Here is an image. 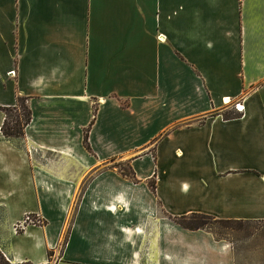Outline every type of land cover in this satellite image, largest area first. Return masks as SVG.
<instances>
[{
    "label": "crops",
    "instance_id": "obj_1",
    "mask_svg": "<svg viewBox=\"0 0 264 264\" xmlns=\"http://www.w3.org/2000/svg\"><path fill=\"white\" fill-rule=\"evenodd\" d=\"M0 206L12 264H235L168 214L264 220V0H0Z\"/></svg>",
    "mask_w": 264,
    "mask_h": 264
},
{
    "label": "rangeland",
    "instance_id": "obj_2",
    "mask_svg": "<svg viewBox=\"0 0 264 264\" xmlns=\"http://www.w3.org/2000/svg\"><path fill=\"white\" fill-rule=\"evenodd\" d=\"M7 117L6 126H13L17 120L23 123L25 120L26 110L23 103L20 102L16 107L4 109ZM12 139L22 145L21 138ZM122 160L115 161V163ZM33 220L40 224L42 220L38 217L31 216ZM206 229L212 231L218 240L223 241L233 252L235 264H264V223H251L227 227L225 224L218 223L214 220L208 222ZM67 232V230H66ZM66 235V233H65ZM64 238L60 246V251L64 247ZM8 243V235L6 234L5 211L0 206V244ZM54 254L52 255V259ZM0 261L5 264H12L5 254L0 250ZM27 264V263H26Z\"/></svg>",
    "mask_w": 264,
    "mask_h": 264
},
{
    "label": "trees",
    "instance_id": "obj_3",
    "mask_svg": "<svg viewBox=\"0 0 264 264\" xmlns=\"http://www.w3.org/2000/svg\"><path fill=\"white\" fill-rule=\"evenodd\" d=\"M22 102L23 106L26 110L25 114V120L22 123L21 120H17L13 126H6V123L2 127V132H3V137L6 139H11L13 137L15 138H21L24 136V128L30 123L32 119V112L30 108L27 105L26 98L25 97H20L18 100V103ZM224 116L226 118H235L241 116L240 113H236L233 110L230 111H225ZM95 117H96V111H95V116L94 119L92 120L90 126L88 129L85 131V137H84V143L85 146L88 148V150L92 151L90 142H89V129L90 127L94 124L95 122ZM113 167H117L120 172L125 175L126 177L132 179L135 182H138V178L136 177L135 171L133 170L132 166L130 165L129 162H119L115 163ZM150 187L151 189L155 192L156 191V180L153 179L150 181ZM80 198H78V201L76 202V208L75 211L72 215L71 218V223L73 222L76 211H77V206L79 203ZM32 215H28L24 222L20 223L17 226V232L22 233L24 231V228L28 226L29 224H39L37 221L31 219ZM168 216L174 220L176 223L180 224L184 228L190 229V230H198V229H206L208 222L211 220H214L218 223L225 224L227 227H235L236 225H243V224H251V223H264V220H236V219H216L211 215L205 214V213H191V214H186V215H181V216H173L171 214H168ZM46 221L40 222L41 224H44ZM70 223V226H71ZM70 234V228L66 232L65 239H64V245L66 244L68 237ZM53 255V251H50V257ZM0 264H5V262L0 261ZM8 264V263H7Z\"/></svg>",
    "mask_w": 264,
    "mask_h": 264
},
{
    "label": "built area",
    "instance_id": "obj_4",
    "mask_svg": "<svg viewBox=\"0 0 264 264\" xmlns=\"http://www.w3.org/2000/svg\"><path fill=\"white\" fill-rule=\"evenodd\" d=\"M224 103L227 104V105H233V107L235 109H237L238 111H241V112H243L244 109H245L244 100H241V101H233L231 98H225L224 99Z\"/></svg>",
    "mask_w": 264,
    "mask_h": 264
}]
</instances>
